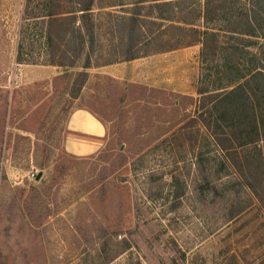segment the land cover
I'll list each match as a JSON object with an SVG mask.
<instances>
[{"label": "rangeland", "instance_id": "1", "mask_svg": "<svg viewBox=\"0 0 264 264\" xmlns=\"http://www.w3.org/2000/svg\"><path fill=\"white\" fill-rule=\"evenodd\" d=\"M0 264H264V0H0Z\"/></svg>", "mask_w": 264, "mask_h": 264}, {"label": "crops", "instance_id": "2", "mask_svg": "<svg viewBox=\"0 0 264 264\" xmlns=\"http://www.w3.org/2000/svg\"><path fill=\"white\" fill-rule=\"evenodd\" d=\"M105 134V124L99 117L84 106H75L65 118L61 147L71 155H87L101 148Z\"/></svg>", "mask_w": 264, "mask_h": 264}, {"label": "trees", "instance_id": "3", "mask_svg": "<svg viewBox=\"0 0 264 264\" xmlns=\"http://www.w3.org/2000/svg\"><path fill=\"white\" fill-rule=\"evenodd\" d=\"M91 5L88 3V4H86V5H84V6H82V7H80L79 9H78V11H81L80 12V14H85V13H88V10L91 8L90 7ZM91 43H92V41H91ZM89 65V59H88V57L85 59V61H84V63H83V67H87ZM257 73H261V72H257ZM242 87V84L240 85V84H237L235 87H233V88H231V89H228V91H224L223 93H224V95H228V94H231V93H233L234 91H236L237 89H240ZM252 121H253V123L254 124H256L257 123V121H258V116H257V114H255V112L253 111V107H252Z\"/></svg>", "mask_w": 264, "mask_h": 264}]
</instances>
